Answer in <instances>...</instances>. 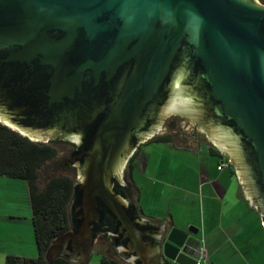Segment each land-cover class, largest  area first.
<instances>
[{
  "label": "water",
  "instance_id": "95a60500",
  "mask_svg": "<svg viewBox=\"0 0 264 264\" xmlns=\"http://www.w3.org/2000/svg\"><path fill=\"white\" fill-rule=\"evenodd\" d=\"M169 118L228 160L264 223V5L0 0V124L75 146L52 171L66 162L77 177L49 264H89L102 237L125 264H197V232L141 220L113 180L122 183L132 136L150 138Z\"/></svg>",
  "mask_w": 264,
  "mask_h": 264
},
{
  "label": "crops",
  "instance_id": "0c3cea01",
  "mask_svg": "<svg viewBox=\"0 0 264 264\" xmlns=\"http://www.w3.org/2000/svg\"><path fill=\"white\" fill-rule=\"evenodd\" d=\"M163 147L169 153L182 154L184 157L196 160L195 163L205 166V162L209 160L207 156L216 157L211 153L210 149L212 147L209 145L201 146L199 149L187 145L175 146L174 144H171V147ZM219 162H221V159L217 160V165L220 164ZM227 170L231 171L233 168L231 170L229 167L227 169L223 168L221 171L215 170V172H211L212 176H209L210 172L206 168L205 173L199 175L198 182L193 187H183L182 189L175 187L172 183L171 194H168V202L171 201V203L168 204L167 208L151 207L144 199V192L138 189L135 194L137 214L141 220L164 224L169 229L177 228L183 232L190 229L197 232L194 235L191 234V237L197 242L203 240L206 249L209 251L212 264H217L214 260L216 256L221 257V261L226 258V256L222 257L221 254L225 249L229 256H233L234 246H237V244H241L243 247L249 245V249L244 250V253H248V256L255 260L254 264H264V244H248L264 239V223L261 214L246 200L236 175L233 176L232 173L226 175ZM179 178L185 180L184 177L179 176ZM187 180L189 181L190 178L188 177L186 182H188ZM227 201L231 203L228 209L225 207ZM196 215H199V218ZM223 217H227L231 222L229 224L231 229L235 230L239 227L244 233L251 231L253 235L248 240L245 238L246 242L241 243L239 242L238 233L235 236L236 241L233 238H226V229L223 228L221 223H218L219 219H221L220 222L223 221ZM17 239L9 241L8 247H1L0 245L1 262L6 260L8 256L29 257L32 259L35 257V250L30 245V236L27 239L29 240L27 244L22 238ZM100 252L104 255L106 250Z\"/></svg>",
  "mask_w": 264,
  "mask_h": 264
},
{
  "label": "rangeland",
  "instance_id": "374dc122",
  "mask_svg": "<svg viewBox=\"0 0 264 264\" xmlns=\"http://www.w3.org/2000/svg\"><path fill=\"white\" fill-rule=\"evenodd\" d=\"M260 4L264 5L262 0H257ZM178 119V118H171ZM180 123V127L172 133L177 136V139H188L190 132L196 129L195 125H191L184 120L177 121ZM203 137V133H200ZM49 143H59L50 141ZM209 146H212L210 143ZM213 147V146H212ZM57 149L59 150L58 157L52 161L43 171V176L48 177L50 174L58 175L61 173L68 174L75 179L76 173L72 170L57 171L53 173L54 167L65 159L69 158L71 150L65 148V145L58 144ZM139 158L135 164L134 181L137 184L139 191L144 192V199H146L148 205L153 208H167L169 195L171 194V184L177 188L193 187L198 182L199 175L205 173L206 168L208 169L209 176H212L211 172H215L218 169L217 157L207 156L209 159L205 162V165L195 163L196 160L190 157H184L182 154L169 153L162 145L155 144L147 147H142ZM52 166V167H51ZM223 168H228L225 165ZM223 170V169H222ZM221 171V170H219ZM231 171L227 170L226 175L230 174ZM179 176L184 177L185 180H181ZM190 178L186 182L187 178ZM190 189V188H188ZM231 206L230 202H226L225 207ZM193 206V205H192ZM236 215V214H235ZM239 215V213H238ZM16 217V218H13ZM199 218V215H196ZM220 217V216H219ZM31 208L28 202V191L24 181L10 179L7 177H0V245L1 247H8L9 241H15L22 238L25 244L30 236V245L35 250V257L38 256L37 246L34 241L33 225L31 220ZM221 223L223 228L226 229V238H233L236 241L235 236L239 234V242H246L250 236L253 235L251 231L243 232L239 227L237 229H231L229 224L231 222L227 217H223ZM228 227V228H227ZM17 233V234H14ZM246 238V240H245ZM17 239V240H18ZM32 239V240H31ZM249 245L243 247L241 244L234 246L233 256H229L225 249L221 254L222 257L226 256L221 261V257H214L217 264H254V259L248 256V253H244L249 249ZM107 244L104 240H98L97 249L92 255L89 264H100L102 260V250H106ZM108 252V251H107ZM29 258V257H28ZM5 261V260H4ZM4 261L0 264H4Z\"/></svg>",
  "mask_w": 264,
  "mask_h": 264
},
{
  "label": "trees",
  "instance_id": "16d2710c",
  "mask_svg": "<svg viewBox=\"0 0 264 264\" xmlns=\"http://www.w3.org/2000/svg\"><path fill=\"white\" fill-rule=\"evenodd\" d=\"M57 146V143L33 142L0 124V177L26 183L34 241L38 252V256L33 259L8 256L4 264H49L46 260V253L51 242L69 229L68 208L74 194V178L65 173L50 174L47 178L43 176L46 166L59 155ZM210 151L221 159L218 167L230 165L216 148L212 147ZM231 173L235 176L233 170ZM104 240L110 252L102 256L100 264H124L111 256L113 254L112 245L107 239L104 238ZM53 264L73 263L57 258Z\"/></svg>",
  "mask_w": 264,
  "mask_h": 264
},
{
  "label": "flooded vegetation",
  "instance_id": "af4514ba",
  "mask_svg": "<svg viewBox=\"0 0 264 264\" xmlns=\"http://www.w3.org/2000/svg\"><path fill=\"white\" fill-rule=\"evenodd\" d=\"M158 117H159L158 113L153 114L152 120H149L147 122V124L145 125V127H143V129H142V132L144 133V135H147L152 130H154V128L152 129V127L155 125ZM179 120L180 119H171V118L167 119L163 123L161 128L158 131H155V133L152 135V137L146 138L145 140H141V137H139L137 135L132 136V138L130 140V147H132V148L136 147V148H135L134 152L129 156L127 164L125 165V168L122 171V183L117 182L113 178L115 185H116V187H115L116 192H118L122 196L126 197L130 203L135 205V196H136L135 194H136V192H138L137 184L134 181V178H135L134 172H135V164H136L137 159L139 158L138 156L140 155L142 147H147V146L149 147V146L155 145V144L171 147V144H174L175 146L187 145L189 147H194L196 149L197 148L199 149V147L206 146L209 144V141H207L205 135H203V137H201L199 131H197L195 129L190 132V136L188 137V139H185V140L180 139V141H179V139H177V136L172 134L175 131H177V129L180 127V123L177 122ZM184 122H187V121H184ZM57 144L65 145V148L66 147L69 148L71 150L70 152L72 154L75 150V146L73 144H70V143H57ZM228 167L231 168L230 165ZM60 168L65 172L69 168V165L65 162V164H63V166ZM70 168H72V167H70ZM71 170L75 171V173H76L75 168H72ZM76 177H77V175L75 176L74 184H75ZM73 197H74V194H73ZM69 208H68V210H69ZM73 209L75 210V207ZM71 217L73 218V213H72ZM69 223H70V217H69ZM99 240H104V238L103 237L99 238ZM106 244H107V242H106ZM97 245H98V241L96 244V248H97ZM107 251L110 252L109 249L108 250L106 249V252ZM111 256L114 259L116 258L119 261L122 259L120 256L117 255L116 251Z\"/></svg>",
  "mask_w": 264,
  "mask_h": 264
},
{
  "label": "built area",
  "instance_id": "2783aa9c",
  "mask_svg": "<svg viewBox=\"0 0 264 264\" xmlns=\"http://www.w3.org/2000/svg\"><path fill=\"white\" fill-rule=\"evenodd\" d=\"M224 166L225 165H221L218 167V169L222 170ZM197 264H212L209 251L206 249L203 240L198 241Z\"/></svg>",
  "mask_w": 264,
  "mask_h": 264
},
{
  "label": "bare ground",
  "instance_id": "6f19581e",
  "mask_svg": "<svg viewBox=\"0 0 264 264\" xmlns=\"http://www.w3.org/2000/svg\"><path fill=\"white\" fill-rule=\"evenodd\" d=\"M256 4H258V1L256 0Z\"/></svg>",
  "mask_w": 264,
  "mask_h": 264
}]
</instances>
